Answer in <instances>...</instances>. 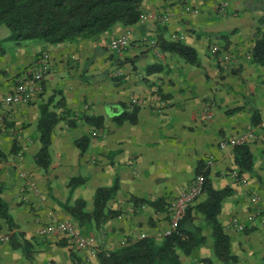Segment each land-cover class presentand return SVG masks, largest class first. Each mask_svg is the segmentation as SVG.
<instances>
[{
    "label": "crops",
    "instance_id": "obj_1",
    "mask_svg": "<svg viewBox=\"0 0 264 264\" xmlns=\"http://www.w3.org/2000/svg\"><path fill=\"white\" fill-rule=\"evenodd\" d=\"M223 2L144 0L145 19L135 25H116L97 38L54 45H19L8 39L6 26L0 27L9 30L0 36V149L7 156L0 158V183L16 226L9 230L1 217L0 224L34 244L33 262L11 242L0 245V264H100L65 234L38 233L50 221L49 209L93 235L98 251L141 234L156 237L169 228L171 206L193 182L199 165L208 168L215 189H232L219 219L231 236L238 257L234 264H264V63L253 57L257 40L264 39V0ZM123 34L129 36L128 47L110 50L109 41ZM161 37L194 47L199 63L161 49ZM43 52L51 57L43 90L27 103H7L5 97L33 71ZM42 105L60 117L48 170L35 160ZM135 109L136 121H118ZM256 112L258 123L253 121ZM87 117L101 118L99 125ZM247 131L255 134L246 143L253 170L233 177L238 168L232 141ZM84 138L82 149L77 142ZM75 177L81 184L71 188ZM29 181L45 193V204H38ZM115 183L105 211L117 213L80 223L70 209L83 201V211L92 214L97 188ZM156 202L158 207L150 204ZM202 222L198 214L189 226ZM202 233L208 241L191 256L182 254V264H225L213 257L211 227L203 225Z\"/></svg>",
    "mask_w": 264,
    "mask_h": 264
},
{
    "label": "trees",
    "instance_id": "obj_2",
    "mask_svg": "<svg viewBox=\"0 0 264 264\" xmlns=\"http://www.w3.org/2000/svg\"><path fill=\"white\" fill-rule=\"evenodd\" d=\"M144 0H0V27L6 26L10 30L9 40L17 44L28 42H41L44 44H60L76 39L97 38L111 31L116 25L132 26L137 24L143 14ZM161 49L177 53L187 63H199V57L194 47L181 40H168L161 37ZM253 57L256 62L264 63V39L257 40ZM137 109L131 115L121 114L119 122L129 117L136 121ZM89 122L99 125V117H87ZM60 117L50 109L49 105L41 106V117L38 123L40 131L41 148L35 160L45 170L51 166L50 145L52 133ZM261 120L257 112L253 121ZM83 140L77 143L83 147ZM17 149H13L15 153ZM0 158H7L0 149ZM235 163L239 171H252L254 166L253 154L248 144L235 146ZM197 174L206 177L203 194L205 199L195 201L187 211L179 227L171 234L157 238L147 236L142 239L128 240L127 243L112 250L97 252L100 264H182V254L191 256L196 250L208 241L204 235L203 225L211 227L213 239V252L215 259L225 264H232L238 260L232 252L231 236L226 233L219 219L223 200L232 193V189H215L208 180V168L199 165ZM81 184L79 178L70 181V187ZM115 183L111 187H99L95 194V210L92 214L83 211L84 203L79 201L77 206L71 208L72 214L80 219V223L93 216L98 221L105 220L111 213H106L107 203L117 190ZM3 185L0 183V217L7 223L9 230H13L16 223L10 213L8 202L2 197ZM148 202L149 201H145ZM153 204L158 207V204ZM195 211V215H194ZM116 214L117 212H113ZM201 215L202 224L189 226ZM14 248L21 249L25 257L34 261V244L26 239L20 232H10V240ZM212 261V259H209Z\"/></svg>",
    "mask_w": 264,
    "mask_h": 264
},
{
    "label": "built area",
    "instance_id": "obj_3",
    "mask_svg": "<svg viewBox=\"0 0 264 264\" xmlns=\"http://www.w3.org/2000/svg\"><path fill=\"white\" fill-rule=\"evenodd\" d=\"M222 4L226 6L228 4V0H225V2ZM143 19H145V15L142 14L140 20ZM129 42V36L127 34H123L112 38L109 41L108 46L112 51L121 52L128 47ZM214 49L217 50L216 47ZM50 59V54L48 52H43V55L41 56L37 66L30 74L18 79L13 91L5 97V101L7 103H27L34 94L41 92L44 87V79L49 74L51 69ZM133 102L140 103V101L136 98L133 99ZM262 125H264V118L262 119ZM95 134L97 133L94 132V135ZM254 138V132L247 131L233 140L232 144L233 146L246 144ZM225 145L226 143H222V146ZM231 175L233 177H238L239 170L234 169L231 172ZM21 176H26V173H22ZM205 181L206 177L204 174H196L193 182L188 187H184L180 190L173 205L171 206L170 226L168 229L160 232L156 236L157 238L167 236L179 227L181 221L187 214L188 208L203 194ZM28 187L39 198L38 204L43 205L46 203L47 197L45 193L38 187L35 181H29ZM255 199H257L256 196L254 197V200ZM133 210V208H130V211ZM47 214L50 221L46 225H43L39 228L38 233L40 235L46 236L52 233H63L72 243L78 245L79 247L88 249L91 256L97 257V243L93 235L84 233L74 221L60 218L54 210L49 209ZM235 223H237V221H235ZM236 225L239 228H243L241 223H237ZM147 236V234H141L139 237L133 240L142 239ZM9 240L10 232L5 230L0 224V245L9 242Z\"/></svg>",
    "mask_w": 264,
    "mask_h": 264
},
{
    "label": "rangeland",
    "instance_id": "obj_4",
    "mask_svg": "<svg viewBox=\"0 0 264 264\" xmlns=\"http://www.w3.org/2000/svg\"><path fill=\"white\" fill-rule=\"evenodd\" d=\"M3 29H5V30H1L0 31V36H4L5 35V33H7V31H9L8 29L6 30V28H3ZM241 225H243V224H241ZM240 230H243L244 229V225H243V228H239ZM213 254V257L215 258L216 256L214 255V253H212ZM183 256V255H182ZM185 264H188V263H186L185 262ZM232 264H234V263H232Z\"/></svg>",
    "mask_w": 264,
    "mask_h": 264
}]
</instances>
